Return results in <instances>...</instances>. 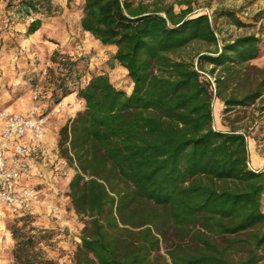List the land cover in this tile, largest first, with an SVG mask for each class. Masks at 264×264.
I'll return each instance as SVG.
<instances>
[{
  "label": "trees",
  "instance_id": "obj_1",
  "mask_svg": "<svg viewBox=\"0 0 264 264\" xmlns=\"http://www.w3.org/2000/svg\"><path fill=\"white\" fill-rule=\"evenodd\" d=\"M8 1L30 17L25 35L39 29L36 0ZM181 3L83 0L80 27L115 47L128 92L104 72L75 89L77 50L53 49L44 68L46 108L71 92L84 103L56 143L73 167L68 206L82 220L70 264H264V170L249 167L245 133L216 129L212 115L214 97L223 112L264 100V67L249 64L264 43L243 34L218 45L211 15ZM196 43L205 51L194 61L182 52ZM33 72L22 74L30 90ZM35 218L10 217L13 264H58L53 234Z\"/></svg>",
  "mask_w": 264,
  "mask_h": 264
},
{
  "label": "rangeland",
  "instance_id": "obj_2",
  "mask_svg": "<svg viewBox=\"0 0 264 264\" xmlns=\"http://www.w3.org/2000/svg\"><path fill=\"white\" fill-rule=\"evenodd\" d=\"M36 1L38 2L37 7L44 11L45 14L54 15L60 12V8L57 5L51 4L50 0ZM181 1L165 0V2L173 3L175 11L185 7V4L181 3ZM8 2L7 6L9 8H7L11 13L8 14L10 18L7 19V22L9 24H15L19 22L21 15L16 16L17 12L13 11L12 7H10L13 4L9 5ZM190 3L194 12L206 11L211 15L214 21L215 31L218 35V45H221L224 40L228 41L243 34H254L264 43V0H190ZM67 5L72 16L77 17L79 9L81 8V1L68 0ZM46 7H49V9L47 10ZM219 10H223L224 13L218 14ZM22 17L26 18L24 16ZM233 17H236L242 25L236 24L233 21ZM91 41H94L92 37ZM17 45L15 41L8 42L7 50ZM73 47V51H79L84 57L78 63V67L81 69V78L75 82V89L85 85L91 75L104 72L108 74L109 79L116 87L127 92L130 90L131 81L126 74V70L114 63L110 50L102 47L99 48L87 40H83L82 42L80 41V36L76 38V41L74 40ZM196 51L204 52L205 45L196 43L186 48L182 54L185 57L194 58ZM193 60L195 61V58ZM35 62L37 63L39 60ZM249 64L264 67V51L257 58L249 61ZM210 67L211 65H204L205 70L210 69ZM44 68L38 71L33 70L36 72H33L34 75H31L34 77L32 79L43 90L44 95H49L50 89L44 78ZM2 70L0 69V77H3L4 83L0 84V94L3 90L13 96L0 109L7 108L8 106L11 109H21L27 104V100L29 101L31 95L30 87L33 82L30 78L16 81L11 77L16 71L9 74H2ZM211 79L213 80L212 77ZM72 93L74 92L70 94ZM20 96H24V98H19ZM63 100L64 102L68 101L65 98ZM263 105L264 100L256 101L249 106H234L223 112L224 104L216 97L212 99L213 126L219 130H226L230 127L237 128L239 131L245 133L249 167L252 169L256 167L262 170H264V110L261 109ZM56 139H58V130ZM63 208L64 221L62 223L52 221L41 212L36 213L37 218L33 219V221L37 227L52 232V244L54 246L51 247L50 253L53 257L57 258L58 264H70L68 256L75 244L79 241L77 235L82 227V220L69 208L68 203L63 202ZM262 210L264 212V194L262 196ZM10 222V217L0 219V251L1 253L4 252L8 246V251L11 255L13 241L10 239L7 229Z\"/></svg>",
  "mask_w": 264,
  "mask_h": 264
},
{
  "label": "crops",
  "instance_id": "obj_3",
  "mask_svg": "<svg viewBox=\"0 0 264 264\" xmlns=\"http://www.w3.org/2000/svg\"><path fill=\"white\" fill-rule=\"evenodd\" d=\"M81 1V6L83 0ZM8 0H0V69L2 74H9L15 72L11 77L12 79L19 81L22 80V74L28 70H39L47 65L51 64L50 54L53 49L59 48L65 51L73 52V42L80 36V41L87 40L97 47H102L110 50L111 54L114 53L115 47L113 45H102L98 41H91V35L83 31L80 27L81 8L76 16H72L68 9V0H50L51 4L57 5L60 8L58 14H45L44 12H37L35 17L41 19V25L38 30L30 35H25V29L30 21V17L22 16L19 22L9 24L7 22L8 14L11 13L7 8ZM15 14V13H14ZM16 16H18L16 14ZM29 17V19H28ZM15 41L17 46L7 50V43ZM39 62H35L38 61ZM35 62V63H34ZM4 83L3 77H0V84ZM13 96L7 91H1L0 94V107L4 105L10 97ZM19 98H24L20 96ZM75 98V101H74ZM68 101L65 102V106L62 113L52 119L45 127V137L42 143L36 144L34 142L36 152L38 153L37 163L38 170L34 177L37 183L49 184L56 192L57 196L63 202L68 203V198L65 195L68 180L72 175L66 178H58L54 175V160L57 155V130L60 125L66 123L73 117L75 111L82 108L84 103L76 93H72L65 97ZM70 102V103H69ZM30 103L27 100V104L21 109L9 108L11 110H25ZM46 151L47 155L41 157L40 150ZM258 169V168H253ZM5 217H11L10 214H6ZM4 217V218H5ZM65 224V223H64ZM7 249L1 253L0 251V264H13L12 257Z\"/></svg>",
  "mask_w": 264,
  "mask_h": 264
},
{
  "label": "built area",
  "instance_id": "obj_4",
  "mask_svg": "<svg viewBox=\"0 0 264 264\" xmlns=\"http://www.w3.org/2000/svg\"><path fill=\"white\" fill-rule=\"evenodd\" d=\"M45 74V71H43ZM65 106L63 99L49 108L41 103V89L31 90L25 110L0 109V219L22 213H43L54 222L64 221V208L57 192L46 183H37L38 163L35 146L45 137V127L57 118ZM41 157L47 155L40 150ZM54 175L66 178L73 172L58 153L54 160Z\"/></svg>",
  "mask_w": 264,
  "mask_h": 264
}]
</instances>
